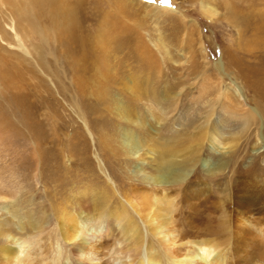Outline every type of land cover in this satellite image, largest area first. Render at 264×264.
Returning <instances> with one entry per match:
<instances>
[{
    "label": "rangeland",
    "instance_id": "rangeland-1",
    "mask_svg": "<svg viewBox=\"0 0 264 264\" xmlns=\"http://www.w3.org/2000/svg\"><path fill=\"white\" fill-rule=\"evenodd\" d=\"M207 6L216 11L212 18ZM114 70L119 78L150 77L159 90L177 82L174 93L185 98L161 121L162 135H169L168 125L186 126L178 112L184 103L200 112L223 93L233 100L235 106L225 99L232 110L216 103L212 118L237 135L235 146L210 151L203 142L183 180L162 192L165 201L174 198L169 219L176 232L214 239L228 248L232 264L258 263L264 254L256 225L264 219V0H0V219L26 213L23 221H35L32 233L43 246L38 260L48 262L56 248L57 264H80L77 244L59 240L60 212L104 214L122 209L132 186L155 188L135 176L137 155L122 154L108 104L94 106L89 90L77 88L78 77L96 76L108 100ZM246 110L258 120L245 123ZM242 207L250 218L241 227L251 233L235 240L223 218ZM101 242L117 245L112 237Z\"/></svg>",
    "mask_w": 264,
    "mask_h": 264
},
{
    "label": "bare ground",
    "instance_id": "bare-ground-1",
    "mask_svg": "<svg viewBox=\"0 0 264 264\" xmlns=\"http://www.w3.org/2000/svg\"><path fill=\"white\" fill-rule=\"evenodd\" d=\"M204 12L211 18L216 15L212 6H207ZM78 59V61L82 60L80 57ZM94 64L98 69L100 64ZM80 69L82 68L80 67ZM106 69L109 68L106 67L101 72ZM127 76L119 78L114 70V73L107 79L111 88L108 100H106L108 92H103V87L98 85L96 76L78 77L79 86L77 88L82 91L89 90L88 94L93 97L94 106L108 104L105 106L108 111L113 113L112 116L117 122V129L114 133L120 141L122 154L137 155L140 162L133 166L135 176L142 183L151 181L155 188L147 189L143 185L132 186L129 195L126 194L130 196V199L125 198V204L128 206L126 207L122 203L124 205L122 209L110 208L111 210L105 211L104 214L93 209L86 213L79 211L74 214L64 209L59 214V222L56 221L59 240L63 243L77 244L78 249L75 254L78 256L80 264H232L228 262L225 252L228 248L219 249V245L214 239L200 237L201 235L193 233L181 232L179 234L176 232L179 227L170 220L171 202L174 198L165 201L162 191L165 190V184L172 186L183 180L187 174L184 170L198 160L203 142L210 151H219V145H226L229 148L235 146L238 141L237 135L226 133L223 128L216 125V121L214 122V118H212L215 114L216 103L223 111L232 110L233 100H230L229 95H223V93L218 96L211 108L205 110L200 106V112L184 103L185 105L182 109L179 108L178 112L181 122L185 121L186 126L181 123L183 130L179 131L178 128L174 130L168 125L166 127L169 129H167L169 135H162L161 121L166 119L165 115L168 111L175 110L177 104H181V100L185 98L174 93L173 89L177 82H172L164 89L159 90L160 83L152 81L150 77ZM93 84L94 88L92 89ZM205 93L207 90L204 91ZM225 99H228L231 105L226 104ZM192 115H195L196 120L191 118ZM243 115L247 119L245 123L255 122L257 119L254 113H250L248 110ZM170 123L172 126L174 125V121ZM123 124L124 126H122ZM186 139L189 140V143L183 146ZM147 156L149 159L145 160ZM202 161V164L205 165L206 160ZM206 172L214 173V169L207 168ZM0 198L4 197L0 195ZM127 208L131 210L132 214L126 212ZM242 208L243 211L242 209L241 211L228 210L224 215L226 217H222L226 231H229V234L232 231V237L235 240L241 236L244 238L243 235L251 233V230L241 227L250 218V212L247 213L248 210L244 211V207ZM23 215L26 216V213ZM24 216L23 218H25ZM23 218L15 210L0 219V261L5 264H49L50 261L57 264L60 262L58 257H61V253L56 251V248L53 257L47 259L48 262L36 258L43 247L41 239L35 238L33 236L35 233H32L36 228V223L33 220L25 222ZM256 225L259 233L261 232L264 236V219H259ZM104 237H112L117 245L113 241L111 244L109 243L108 247L104 246L101 242ZM232 237L228 236V240ZM51 245L52 243H50V248H53ZM44 257H46L45 254ZM254 264H264V254L262 259Z\"/></svg>",
    "mask_w": 264,
    "mask_h": 264
}]
</instances>
